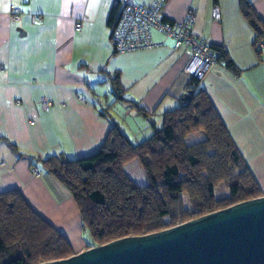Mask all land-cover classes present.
<instances>
[{"label": "crops", "instance_id": "0c3cea01", "mask_svg": "<svg viewBox=\"0 0 264 264\" xmlns=\"http://www.w3.org/2000/svg\"><path fill=\"white\" fill-rule=\"evenodd\" d=\"M247 1L264 27V0ZM13 6L21 10L16 20L9 15ZM191 9V33L226 51L236 67L218 57L198 87L264 193V50L256 51L240 0H165L162 16L180 21ZM117 16L113 0H0V193L17 189L73 253L86 249L90 237L70 190L39 161L92 156L110 129L109 117L133 142L147 138L149 119L129 101L151 112L160 126L163 112L180 105L189 80L183 73L189 50L174 49L158 32L149 48L115 51L110 35ZM113 75L127 101H115L108 81ZM41 99L50 101L46 110ZM123 171L137 185L147 184L138 159L125 163Z\"/></svg>", "mask_w": 264, "mask_h": 264}, {"label": "trees", "instance_id": "16d2710c", "mask_svg": "<svg viewBox=\"0 0 264 264\" xmlns=\"http://www.w3.org/2000/svg\"><path fill=\"white\" fill-rule=\"evenodd\" d=\"M240 10L254 29L256 46L264 41V27L247 0H240ZM213 49L236 71L226 51ZM108 81L115 101H127L120 95L117 76ZM198 83L189 78L183 94L187 98L181 97L179 106L163 112L160 126L151 112L129 101L137 114L148 117L152 128L139 142H133L109 117L110 129L92 156L52 155L39 161L72 193L90 237L88 247L156 232L264 194ZM195 132L204 137L185 144L184 138ZM135 158L144 170L146 185H137L123 171V165ZM220 185L227 193L216 197ZM72 254L66 238L36 214L17 189L0 193V264H38Z\"/></svg>", "mask_w": 264, "mask_h": 264}, {"label": "water", "instance_id": "95a60500", "mask_svg": "<svg viewBox=\"0 0 264 264\" xmlns=\"http://www.w3.org/2000/svg\"><path fill=\"white\" fill-rule=\"evenodd\" d=\"M38 264H264V194Z\"/></svg>", "mask_w": 264, "mask_h": 264}, {"label": "built area", "instance_id": "2783aa9c", "mask_svg": "<svg viewBox=\"0 0 264 264\" xmlns=\"http://www.w3.org/2000/svg\"><path fill=\"white\" fill-rule=\"evenodd\" d=\"M117 9V20L112 27L110 41L115 51L124 52L145 49L153 46V31L162 35L163 40L171 39L173 48L185 47L189 50V58L183 67V73L188 78L202 80L211 65L218 61V54L205 39L197 37L190 31L194 21V11L189 10L182 20L168 21L162 16L165 0H153L148 4L136 0H113ZM214 18L219 17L217 6L213 9ZM21 10L13 6L9 10L12 20L19 18ZM256 49L264 50V41L256 43ZM87 84V81L85 82ZM82 98V96H81ZM41 108L46 110L50 101L41 99ZM34 174L38 173L35 168Z\"/></svg>", "mask_w": 264, "mask_h": 264}, {"label": "rangeland", "instance_id": "374dc122", "mask_svg": "<svg viewBox=\"0 0 264 264\" xmlns=\"http://www.w3.org/2000/svg\"><path fill=\"white\" fill-rule=\"evenodd\" d=\"M112 110V108H111ZM122 112H123V108H121ZM112 113H116V109L114 108V110H112ZM204 136L201 132H195V133H191L189 135H187L185 138H184V143L185 144H191L193 142H196L200 139H202ZM227 193V190L222 186L220 185L219 187L215 188V196L216 197H220L222 196L223 194H226Z\"/></svg>", "mask_w": 264, "mask_h": 264}]
</instances>
